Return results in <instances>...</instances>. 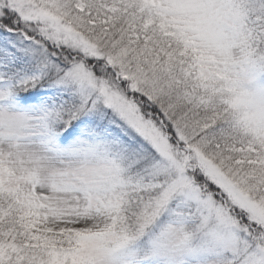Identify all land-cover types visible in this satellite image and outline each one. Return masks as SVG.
<instances>
[{
    "label": "snow or ice",
    "instance_id": "1",
    "mask_svg": "<svg viewBox=\"0 0 264 264\" xmlns=\"http://www.w3.org/2000/svg\"><path fill=\"white\" fill-rule=\"evenodd\" d=\"M0 264H264V0H0Z\"/></svg>",
    "mask_w": 264,
    "mask_h": 264
}]
</instances>
